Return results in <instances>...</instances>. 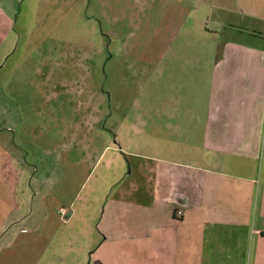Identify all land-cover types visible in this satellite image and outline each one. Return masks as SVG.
<instances>
[{
	"label": "crops",
	"instance_id": "crops-1",
	"mask_svg": "<svg viewBox=\"0 0 264 264\" xmlns=\"http://www.w3.org/2000/svg\"><path fill=\"white\" fill-rule=\"evenodd\" d=\"M212 2L247 34L195 53L173 52L171 39L164 101L151 102L157 153H130L142 160L134 168L122 144H109L119 176L110 192L105 175L83 202L64 200L58 135L36 129L29 149L0 122V264H264V0ZM17 3L0 0L1 61L16 40ZM86 137H72L84 153ZM61 209L75 217L62 222ZM62 224L76 225L67 243Z\"/></svg>",
	"mask_w": 264,
	"mask_h": 264
},
{
	"label": "rangeland",
	"instance_id": "rangeland-1",
	"mask_svg": "<svg viewBox=\"0 0 264 264\" xmlns=\"http://www.w3.org/2000/svg\"><path fill=\"white\" fill-rule=\"evenodd\" d=\"M9 14L16 40L8 59L0 56V67L5 64L0 69V122L6 119L1 126L12 128L17 144L22 137L29 149L36 129L58 135L64 155L59 184L70 175V193L62 196L79 203L103 176L109 192L116 184L118 173L108 169L114 157L108 146L122 144L123 157L134 168L142 160L130 153L156 155L151 102L164 101V54L171 39L173 52L195 53L216 48L213 38L222 42L247 34L225 23L212 0H19ZM80 132L91 139L85 153L84 142L72 140ZM32 217L33 222L39 215ZM70 226L76 225H61L64 242ZM76 227L77 237L82 226Z\"/></svg>",
	"mask_w": 264,
	"mask_h": 264
},
{
	"label": "built area",
	"instance_id": "built-area-1",
	"mask_svg": "<svg viewBox=\"0 0 264 264\" xmlns=\"http://www.w3.org/2000/svg\"><path fill=\"white\" fill-rule=\"evenodd\" d=\"M60 213H61L62 216H64L63 219H64L65 222L70 220V217L67 216V215H69V212L66 209H61ZM177 215L179 217H182L183 216V212L178 211Z\"/></svg>",
	"mask_w": 264,
	"mask_h": 264
}]
</instances>
